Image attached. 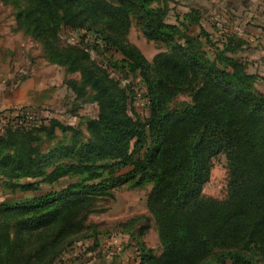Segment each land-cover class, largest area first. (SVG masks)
I'll return each instance as SVG.
<instances>
[{"label": "trees", "instance_id": "1", "mask_svg": "<svg viewBox=\"0 0 264 264\" xmlns=\"http://www.w3.org/2000/svg\"><path fill=\"white\" fill-rule=\"evenodd\" d=\"M175 1L0 0L50 63L79 76L67 81L76 100L98 109L86 132L26 109H9L4 124L0 114V183L13 195L0 201V264H55L68 247L96 238L89 216L115 190L147 186L149 216L119 224L139 264H264V92L237 56L245 41L225 33L222 45L214 42L198 8L171 21ZM134 22L167 50L150 61L129 40ZM62 27L85 31L84 39L63 43ZM137 79L144 118L131 113ZM221 153L225 200L203 194ZM142 220L143 228L154 222L159 254L134 236Z\"/></svg>", "mask_w": 264, "mask_h": 264}, {"label": "rangeland", "instance_id": "2", "mask_svg": "<svg viewBox=\"0 0 264 264\" xmlns=\"http://www.w3.org/2000/svg\"><path fill=\"white\" fill-rule=\"evenodd\" d=\"M249 2L244 5L239 0H176L170 4V18L174 21L190 8H198L202 13L204 30L211 34L217 44L222 45L225 33L238 34L245 44L237 56L257 76L256 87L264 92V21L260 20L264 18V12L256 10L259 6L257 2ZM199 30V26H193L191 34L197 35ZM85 33L62 27L60 36L63 43H76L84 39ZM87 39H94L91 33H88ZM129 40L150 61L159 52L167 50L164 43L147 39L136 22L131 28ZM210 46V43L205 44L204 50L211 54L214 50ZM110 56L120 58V54L114 51ZM10 75L13 80L16 78L17 86L10 94L0 93L1 124L7 123L5 113L8 114L9 109H13L15 114L26 109L41 120L57 119L86 132V119L97 116L96 104L76 100L67 85L68 80H78L79 76L50 63L41 44L17 29L13 7L0 2V87L8 84ZM133 83L137 96L131 103V113L144 118L149 112L145 89L140 80H133ZM180 100L188 99L180 97ZM70 182L65 178L56 188L66 187ZM150 188L122 187L115 190L114 198L100 203L103 211L89 216L88 222L96 225L100 232L96 238L88 237L68 247L55 264H139L131 234L122 232L119 224L141 215L149 216L146 196ZM203 194L220 200L227 198L228 159L225 154H218L212 159L211 177L203 187ZM15 195L24 197L32 193L18 192ZM12 196L0 183V201ZM145 223L142 220L134 226V236H140L148 247L159 254L161 247L154 222H148L143 228Z\"/></svg>", "mask_w": 264, "mask_h": 264}, {"label": "crops", "instance_id": "3", "mask_svg": "<svg viewBox=\"0 0 264 264\" xmlns=\"http://www.w3.org/2000/svg\"><path fill=\"white\" fill-rule=\"evenodd\" d=\"M239 1L244 5H246V3L248 2V0H239ZM253 2H257V4L259 5L258 8L256 7V10H258L260 12H264V0H257V1L256 0H250L249 3H253ZM260 20L264 21V18L260 19ZM15 80H16V78H15ZM15 80H13V78L10 75V78L8 80V84L5 87H0V93L4 92L6 94H10L17 86ZM5 97H7V96L5 95Z\"/></svg>", "mask_w": 264, "mask_h": 264}]
</instances>
